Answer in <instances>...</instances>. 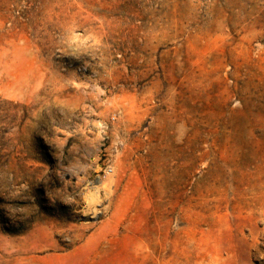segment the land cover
<instances>
[{
	"label": "rangeland",
	"instance_id": "rangeland-1",
	"mask_svg": "<svg viewBox=\"0 0 264 264\" xmlns=\"http://www.w3.org/2000/svg\"><path fill=\"white\" fill-rule=\"evenodd\" d=\"M0 264H264V0H0Z\"/></svg>",
	"mask_w": 264,
	"mask_h": 264
}]
</instances>
